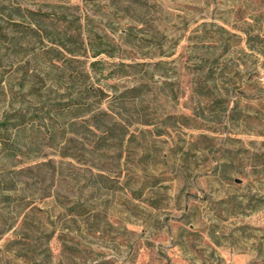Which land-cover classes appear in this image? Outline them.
Here are the masks:
<instances>
[{
  "label": "rangeland",
  "instance_id": "374dc122",
  "mask_svg": "<svg viewBox=\"0 0 264 264\" xmlns=\"http://www.w3.org/2000/svg\"><path fill=\"white\" fill-rule=\"evenodd\" d=\"M17 115L0 264H264V0H0Z\"/></svg>",
  "mask_w": 264,
  "mask_h": 264
},
{
  "label": "trees",
  "instance_id": "16d2710c",
  "mask_svg": "<svg viewBox=\"0 0 264 264\" xmlns=\"http://www.w3.org/2000/svg\"><path fill=\"white\" fill-rule=\"evenodd\" d=\"M89 108L87 102H84L78 98L68 101V104L64 108H59L58 104L53 105L52 110H48L54 113H64L77 115L78 113L84 112ZM27 120L24 119L23 115H17L14 120H10L7 116L0 122V152L7 155H15L21 146L20 142V131H24L27 127Z\"/></svg>",
  "mask_w": 264,
  "mask_h": 264
}]
</instances>
